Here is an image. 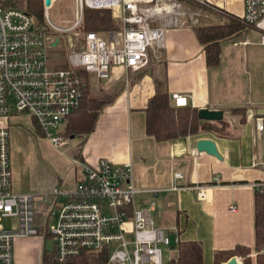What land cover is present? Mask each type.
I'll list each match as a JSON object with an SVG mask.
<instances>
[{
    "label": "built area",
    "instance_id": "built-area-1",
    "mask_svg": "<svg viewBox=\"0 0 264 264\" xmlns=\"http://www.w3.org/2000/svg\"><path fill=\"white\" fill-rule=\"evenodd\" d=\"M42 1L43 16L37 21L25 11L24 4H16L17 0H0V264H14L16 237L34 236L43 238L44 243L52 240L51 251L60 262L87 252H103L105 264H164L175 251L172 245L178 243L179 235L171 240L155 225L153 203L133 207L137 190L131 163L100 158L91 165L74 159L81 177L72 190L54 188L42 198L16 192L10 128L18 115H29L42 136L61 147L67 141L63 138L67 118L83 96L81 72L106 80L114 66L127 72L140 71L148 66L150 51L164 47L167 28L185 26L187 16L196 21L187 10L190 6L198 7L197 11L207 7L225 13L213 0H73L70 24L60 26L52 22L49 13V7L60 0H50L49 6ZM242 7L241 16L229 17L255 30L258 43L264 45V0H242ZM85 8L111 9L120 27L104 34L84 31L79 49L72 50V35L83 27ZM57 33L67 34L66 46L71 49L65 68L51 62L53 49L62 46ZM170 99L173 106H188L186 95L172 93ZM252 117L255 130L263 134L264 117ZM181 177V173H174L173 190L181 188L177 184ZM251 185L264 193L263 181ZM236 208L234 204L228 207L230 212ZM53 214L55 223L50 225ZM260 252L264 255V250Z\"/></svg>",
    "mask_w": 264,
    "mask_h": 264
},
{
    "label": "crops",
    "instance_id": "crops-1",
    "mask_svg": "<svg viewBox=\"0 0 264 264\" xmlns=\"http://www.w3.org/2000/svg\"><path fill=\"white\" fill-rule=\"evenodd\" d=\"M213 1L225 13L221 21L231 19L229 15L243 13L242 0ZM242 26L244 29L239 34L222 43L218 67L207 65L204 47L191 26H171L166 30L164 47L150 51L149 62L152 63L147 67L127 72L114 66L108 79L93 78L96 83H102L103 89L112 88L116 92L113 101L99 114L93 131L85 138L68 136V139L76 138V142L66 152L52 146L58 160L51 180L32 185L13 176L14 190L32 193L38 198L54 188L72 190L81 177L80 168L74 167V159L91 165L100 158L120 164L129 162L137 190L133 207L153 203L152 219L171 240L178 232L181 240H199L203 264H213L216 251L238 245L250 248L251 264H256L251 184L264 182V133L255 130L252 116H257V111L264 108V72L258 68L254 74L253 70L261 66L260 61L258 65L255 62L249 72L250 85L246 92L240 90L235 78L225 77L223 73L225 56L237 52L240 45L251 46L260 58L264 57V45L258 43V33ZM161 75L169 97L172 93L186 95L188 106L222 110L230 132H200L166 141L147 135L145 108L156 91V77ZM233 107L246 109L244 121L240 120V114L227 113ZM208 122L221 124V120ZM16 125H19L17 118L11 127ZM203 138L216 144L221 159L196 150V142ZM74 150L79 157L73 155ZM176 172L182 174L177 181L179 190L172 189ZM195 186L203 189L184 188ZM231 204L237 207L234 212L228 209ZM44 250L45 243L40 236L16 237L14 264H42ZM165 254L168 257L169 254ZM235 258L238 264L243 261L241 257Z\"/></svg>",
    "mask_w": 264,
    "mask_h": 264
},
{
    "label": "trees",
    "instance_id": "trees-1",
    "mask_svg": "<svg viewBox=\"0 0 264 264\" xmlns=\"http://www.w3.org/2000/svg\"><path fill=\"white\" fill-rule=\"evenodd\" d=\"M186 3V1L184 0ZM25 11L33 15L37 21L43 16L42 0H26ZM207 13V9L204 8ZM209 15V14H208ZM209 16L216 17L211 13ZM120 23L112 16L110 9H90L84 11V31H95L104 34L109 30L118 29ZM198 41L203 45L205 58L209 67H218L221 63L222 43L239 34L244 27L235 20L225 18L224 21L201 23L197 28L192 27ZM152 62H149V64ZM68 67L65 60L60 68ZM84 81L83 96L78 108L73 110L65 123V134L85 138L94 129L96 120L102 109L113 101L116 92L109 88L104 90L102 83L90 75L81 72ZM156 91L149 99L145 108V132L157 141L173 140L200 132L216 131L215 126L198 117V109L191 106H173L161 75L156 77ZM229 111L240 114V120L246 118V109L233 107ZM79 157L77 150L73 152ZM215 183V182H211ZM254 249L257 252L256 264H264V193L254 190ZM180 232H178V235ZM174 252L164 264H203V248L199 240H181L172 245ZM251 250L245 246H236L229 250H218L213 255V264H226L232 257L243 258L241 264H251L249 256ZM106 256L103 252H87L64 262L56 259L54 251L43 253L42 264H105Z\"/></svg>",
    "mask_w": 264,
    "mask_h": 264
},
{
    "label": "rangeland",
    "instance_id": "rangeland-1",
    "mask_svg": "<svg viewBox=\"0 0 264 264\" xmlns=\"http://www.w3.org/2000/svg\"><path fill=\"white\" fill-rule=\"evenodd\" d=\"M16 4H20L21 6H23L24 1L17 0ZM184 6L186 7L185 9L188 8L186 4H184ZM207 9L208 12L206 13L204 8L200 9V11H197L198 7H196L195 5L190 6V9L187 10H189V13H191L193 20L196 21L192 22V20L187 16L188 21L186 25H189L191 27L196 26L197 28L201 23L221 21L223 15L222 13L216 12L209 8ZM72 10H73V0L57 1L49 7L50 19L52 20L53 23L60 26L69 25L70 20L73 17ZM195 12H199V15L195 14ZM211 13L216 14V17L209 16ZM83 32L84 30L82 27L73 33L72 38H73L74 47L72 48V50L79 49V45L81 42V35ZM66 35L67 34L57 33V37L59 38V43L62 46L61 48H58L56 50L53 49V52L55 51V53L52 55V60L51 59L50 60L51 62H53L54 67H61V64L67 59L68 51L71 50V49L68 50L66 46ZM251 48H252L251 46L240 45L236 48L237 52L234 51V54L226 55V53H224V55H226L225 65L223 69V73L225 74V77L235 78L237 81L236 83L238 84L240 90H244L245 92L248 86L250 85L249 72H252L255 66V62L258 65L260 61L261 66L253 70L254 74L258 68L264 72V57L260 58V54L257 53L253 48L252 49ZM227 113L229 115L233 114L231 113V111H228ZM17 119L19 125L11 127L10 129L11 167H12L13 176H16L20 181H25L32 185L45 183L46 181H49L53 178L55 164H57L56 162L58 159L56 155H54L55 151L52 152V149L54 147H52L53 145L50 144L49 141L42 136L41 131L37 128V125L34 123V121L31 119L29 115H18ZM226 124L229 123L223 116V118L221 119V124L217 125L216 123H213V126H215V129L220 133H228L230 131L226 126ZM67 137L68 135L65 134V129L63 128L64 140L68 139ZM75 142H76V138L68 139L67 144L65 145L63 144L62 146L60 145L61 146L60 148L61 150L66 152L70 148V146ZM64 160L68 161V158L64 156ZM40 205H43V201L40 202ZM55 219L56 218L53 214L50 225H54ZM2 222L5 224L8 223V221H4V220ZM127 239L129 240L132 239V235L131 234L128 235ZM164 259H167L165 253H164Z\"/></svg>",
    "mask_w": 264,
    "mask_h": 264
},
{
    "label": "water",
    "instance_id": "water-1",
    "mask_svg": "<svg viewBox=\"0 0 264 264\" xmlns=\"http://www.w3.org/2000/svg\"><path fill=\"white\" fill-rule=\"evenodd\" d=\"M45 5L49 6L50 0H45ZM257 116H264V108H260L257 111ZM198 117L206 121H219L223 117V111L216 109H209V108L198 109ZM195 147L198 152L204 151L210 155L217 157L218 159H221V156L216 148V144L211 139H207V138L200 139L196 142ZM51 249H52V240H47L45 242V250L51 251ZM226 264H238V262L235 257H232Z\"/></svg>",
    "mask_w": 264,
    "mask_h": 264
}]
</instances>
